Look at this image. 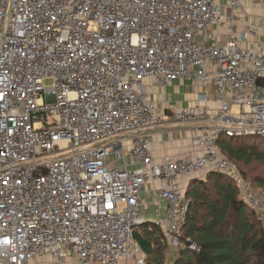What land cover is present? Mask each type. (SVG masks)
<instances>
[{
	"label": "built area",
	"instance_id": "built-area-1",
	"mask_svg": "<svg viewBox=\"0 0 264 264\" xmlns=\"http://www.w3.org/2000/svg\"><path fill=\"white\" fill-rule=\"evenodd\" d=\"M242 1L0 0V264H146L133 233L149 180L164 183L170 249L182 245L191 206L180 178L223 173L264 216L263 196L219 147L221 134L264 139V52L213 34L225 14L234 29ZM209 74L216 114L187 107L168 118L202 132L203 156L155 164L149 131L164 116L146 81ZM112 153L119 168L107 165Z\"/></svg>",
	"mask_w": 264,
	"mask_h": 264
},
{
	"label": "trees",
	"instance_id": "trees-1",
	"mask_svg": "<svg viewBox=\"0 0 264 264\" xmlns=\"http://www.w3.org/2000/svg\"><path fill=\"white\" fill-rule=\"evenodd\" d=\"M219 147L230 162L264 198V140L220 135ZM246 169V170H245ZM260 169L262 173L254 171ZM191 190L190 212L183 228L182 245L171 264H264V218L251 210L239 188L221 173ZM154 243L146 264H166L164 237L157 230L143 233ZM196 244V250L190 246Z\"/></svg>",
	"mask_w": 264,
	"mask_h": 264
},
{
	"label": "crops",
	"instance_id": "crops-1",
	"mask_svg": "<svg viewBox=\"0 0 264 264\" xmlns=\"http://www.w3.org/2000/svg\"><path fill=\"white\" fill-rule=\"evenodd\" d=\"M226 17L227 14H225L220 26H217L213 30V34L220 44L227 43L234 35L241 41L244 49L264 52V2L242 1L233 30H231L230 25L227 23ZM251 24H255L258 27L259 32L257 35L248 34ZM206 70L207 73H211L214 67L209 65ZM146 89L153 100H155L158 113L164 116L163 124L149 131L151 138L150 154L154 163L160 164L166 159L172 158L203 156V150L195 139L202 132L198 129L193 130L169 123L168 118L172 113L187 107H195L200 110L205 107L209 110L210 115H215L220 107V102L217 99L214 76L209 74L208 79L202 83L179 80L166 87L160 86L155 81L148 79L146 81ZM258 89L259 97L264 100V84L260 83ZM205 98L206 100L204 101L203 99ZM235 112L237 113V111ZM211 173L215 172L208 171L194 174L189 176V178H180V188H182L185 196L191 190L199 188L198 185L200 183L210 181L212 179L210 177ZM144 189L140 197L141 216L144 223L139 232L143 235L145 232L157 230V233H161L163 236L166 227L167 206L161 195L164 190V183L161 180H149ZM152 245L155 248L154 243ZM165 253L166 264H171L175 260L177 252L174 249L168 248ZM146 257L148 258L149 256L146 255ZM42 258L40 257L32 261L31 264H36L35 262L44 264ZM130 260L133 259L121 260L120 264H125ZM62 264H73V262L67 260Z\"/></svg>",
	"mask_w": 264,
	"mask_h": 264
},
{
	"label": "rangeland",
	"instance_id": "rangeland-1",
	"mask_svg": "<svg viewBox=\"0 0 264 264\" xmlns=\"http://www.w3.org/2000/svg\"><path fill=\"white\" fill-rule=\"evenodd\" d=\"M261 2H264L261 1ZM52 81L51 80H48L46 81L45 85L46 86H51L52 85ZM119 157L117 156L116 153H112L110 156H109V159H108V162H107V165L110 167V168H114V167H117L119 168L121 166V163L120 161H118ZM238 169V168H237ZM246 170V169H245ZM240 171V170H239ZM256 174H259V173H262L260 169H257L254 171ZM257 215H260L257 211L255 212ZM262 217V219L264 218V216L260 215ZM139 232V230H138ZM141 234V232H139ZM42 261H44V264H59L55 261H53L52 259H50L49 257H46V258H42ZM36 264H38L37 262H35ZM121 263V261L119 262V264ZM125 264H136V261L134 260H130V261H127V263Z\"/></svg>",
	"mask_w": 264,
	"mask_h": 264
},
{
	"label": "water",
	"instance_id": "water-1",
	"mask_svg": "<svg viewBox=\"0 0 264 264\" xmlns=\"http://www.w3.org/2000/svg\"><path fill=\"white\" fill-rule=\"evenodd\" d=\"M133 237L137 241L143 253H145L147 256L153 254L154 247L152 243L149 242L145 237H143V235H141L138 231H135L133 233Z\"/></svg>",
	"mask_w": 264,
	"mask_h": 264
}]
</instances>
